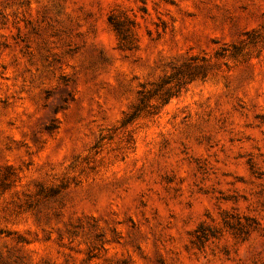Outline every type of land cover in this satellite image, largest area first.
Listing matches in <instances>:
<instances>
[{"label": "rangeland", "instance_id": "374dc122", "mask_svg": "<svg viewBox=\"0 0 264 264\" xmlns=\"http://www.w3.org/2000/svg\"><path fill=\"white\" fill-rule=\"evenodd\" d=\"M0 264H264V0H0Z\"/></svg>", "mask_w": 264, "mask_h": 264}]
</instances>
